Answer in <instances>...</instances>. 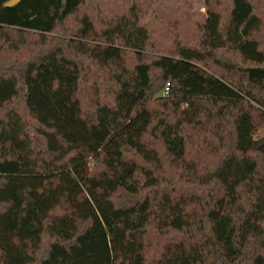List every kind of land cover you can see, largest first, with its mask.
Returning a JSON list of instances; mask_svg holds the SVG:
<instances>
[{"label":"trees","instance_id":"trees-1","mask_svg":"<svg viewBox=\"0 0 264 264\" xmlns=\"http://www.w3.org/2000/svg\"><path fill=\"white\" fill-rule=\"evenodd\" d=\"M6 1L0 264H264V0Z\"/></svg>","mask_w":264,"mask_h":264},{"label":"rangeland","instance_id":"rangeland-1","mask_svg":"<svg viewBox=\"0 0 264 264\" xmlns=\"http://www.w3.org/2000/svg\"><path fill=\"white\" fill-rule=\"evenodd\" d=\"M184 1L190 2L192 6L195 8V10L200 12L198 18L201 22H203L205 18V8L203 6V0H184Z\"/></svg>","mask_w":264,"mask_h":264},{"label":"water","instance_id":"water-1","mask_svg":"<svg viewBox=\"0 0 264 264\" xmlns=\"http://www.w3.org/2000/svg\"><path fill=\"white\" fill-rule=\"evenodd\" d=\"M19 0H8L4 3V6H12L16 4Z\"/></svg>","mask_w":264,"mask_h":264},{"label":"built area","instance_id":"built-area-1","mask_svg":"<svg viewBox=\"0 0 264 264\" xmlns=\"http://www.w3.org/2000/svg\"><path fill=\"white\" fill-rule=\"evenodd\" d=\"M168 87H165L164 91H163V95H165L167 93Z\"/></svg>","mask_w":264,"mask_h":264}]
</instances>
